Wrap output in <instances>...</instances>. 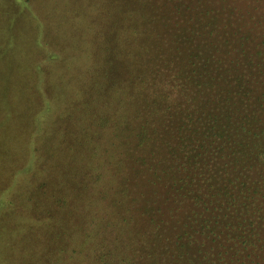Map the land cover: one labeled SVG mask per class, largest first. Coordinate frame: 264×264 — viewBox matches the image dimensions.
Here are the masks:
<instances>
[{
	"label": "rangeland",
	"instance_id": "374dc122",
	"mask_svg": "<svg viewBox=\"0 0 264 264\" xmlns=\"http://www.w3.org/2000/svg\"><path fill=\"white\" fill-rule=\"evenodd\" d=\"M162 1L0 0V264H150L151 248L172 261L203 249L216 264H264V128L251 121L206 151L204 141L187 163L174 129L154 132L167 94L151 100L169 71L160 46L172 36ZM200 1L218 13L203 27L219 57L254 47L251 60L264 58V0ZM262 84L250 92L258 111ZM191 90L206 117L214 95ZM190 162L213 188L200 202L194 186L179 190L203 171Z\"/></svg>",
	"mask_w": 264,
	"mask_h": 264
},
{
	"label": "trees",
	"instance_id": "16d2710c",
	"mask_svg": "<svg viewBox=\"0 0 264 264\" xmlns=\"http://www.w3.org/2000/svg\"><path fill=\"white\" fill-rule=\"evenodd\" d=\"M164 1H162L161 8L166 16L165 29L168 37L169 34L172 36L171 40L162 41L160 46L164 55L167 52L166 56H169V71L165 75V85H158L151 100L153 104L154 98L159 99L163 93L167 94L162 102L163 107L160 103L158 104V109L162 114L161 122L159 120L161 127H155L154 132L162 133L174 129L172 135L175 136L179 147L177 154L187 163L189 160L197 159L199 152L204 149V141L210 142V145L205 148L206 151L217 143L223 145L228 140L230 142L232 135L238 138L245 126L252 125L251 121L255 122L257 127L264 128V110L258 111L254 108L255 97L250 96L251 91L258 93L263 86L264 81L261 80L264 79V66L262 69L260 67L264 63V58L259 56V59L256 60L253 57L251 60L253 54L249 51H254L256 49L254 47L242 48L235 54H233V49L227 50L222 57H219L221 47L215 42L214 33L210 30L205 32L203 27L211 26L218 19V13L212 9V6L201 4L200 0H166L168 5H164ZM169 13L171 16L178 15L179 20H171ZM196 17L197 23L193 20ZM259 25L260 22L256 21L251 24V27ZM200 28L203 30L202 33L199 32ZM241 38L240 36L239 39ZM177 44H183L185 49L179 50L180 47H176ZM224 44L232 43L224 42ZM201 86L208 89V95H214L211 103L213 110L203 118H199L201 117V115L198 116L199 110H195L190 102L192 97L196 99L199 95L191 88L197 90ZM170 90L177 95L175 104L168 101L173 95ZM148 128H152L151 125L143 129ZM258 134H261V130ZM259 135L254 134L256 138ZM238 142L241 144L240 140ZM258 144L260 150L264 152V142L261 140ZM222 154L223 148L219 147L216 153L210 154L209 161L222 159ZM176 163L178 162H173V164ZM190 163L194 166L192 170L203 171L195 173L192 178L190 177L189 182L184 180L179 190H182V187L194 186L196 188L194 194L199 193L203 196L202 198L194 197L195 202H200L201 199L211 196L213 188L208 183L209 179L204 175V168L198 165L199 162ZM208 163L215 164L216 162ZM180 168L181 166L177 169L169 167L167 171L177 174ZM243 175L241 174L240 177ZM231 184H233L232 181L229 185ZM202 188L204 190H198ZM225 191L223 190V193ZM189 218L193 222L198 220V217L193 215ZM260 228L264 240V228ZM253 232L257 236L260 234L258 227L254 228ZM146 251H149L146 257L150 259V264H197L200 262L216 264L218 262V260L214 262V256L210 250H198L194 260L186 258L181 262L178 257L174 258V261L171 257L166 259L164 251H154L153 248ZM187 253L184 252V255L186 256ZM195 260L201 261L196 262Z\"/></svg>",
	"mask_w": 264,
	"mask_h": 264
}]
</instances>
